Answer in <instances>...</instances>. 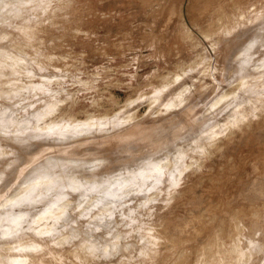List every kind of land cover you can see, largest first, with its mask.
I'll list each match as a JSON object with an SVG mask.
<instances>
[{
  "label": "rangeland",
  "instance_id": "rangeland-1",
  "mask_svg": "<svg viewBox=\"0 0 264 264\" xmlns=\"http://www.w3.org/2000/svg\"><path fill=\"white\" fill-rule=\"evenodd\" d=\"M0 120V264H264V0H0Z\"/></svg>",
  "mask_w": 264,
  "mask_h": 264
},
{
  "label": "bare ground",
  "instance_id": "bare-ground-1",
  "mask_svg": "<svg viewBox=\"0 0 264 264\" xmlns=\"http://www.w3.org/2000/svg\"><path fill=\"white\" fill-rule=\"evenodd\" d=\"M15 6H16V5H15ZM22 17H24V16H22ZM1 33H2V32H1ZM15 48H16V47H15ZM8 56H9V55H8ZM27 60H28V59H27ZM4 64H5V62H4ZM4 64H3V65H4ZM19 66H20V65H19ZM11 79H12V78H11ZM31 85H32V84H31ZM1 87H2V86H1ZM28 88H29V87H28ZM1 92H2V91H1ZM12 93H13V92H12ZM15 93H16V92H15ZM29 93H30V92H29ZM8 94H9V93H8ZM22 94H23V93H22ZM1 98H2V97H1ZM27 98H28V97H27ZM19 101H20V100H19ZM52 103H53V102H52ZM12 104H13V103H12ZM21 113H22V112H21ZM234 114H236V113H234ZM43 116H44V115H43ZM5 117H6V116H5ZM34 117H36V116H34ZM9 118H10V117H9ZM30 118H31V117H29V119H30ZM22 119H23V118H22ZM26 119H27V118H26ZM37 119H38V118H37ZM40 119H41V118H40ZM227 120H228V119H227ZM0 122H1V120H0ZM14 122H15V121H14ZM23 122H24V121H23ZM29 122H30V121H29ZM34 122H35V121H34ZM21 123H22V122H21ZM35 123H38V122H35ZM35 123H34V124H35ZM81 123H82V122H81ZM13 124H14V123H13ZM17 124H18V123H17ZM83 124H85V123H83ZM2 125H3V124H2ZM6 125H7V124H6ZM32 125H33V123H32ZM52 126H55V125H52ZM44 127H45V126H44ZM44 127H43V128H44ZM8 128H9V127H8ZM50 128H51V126H50ZM55 128H56V127H55ZM59 128H60V127H59ZM56 129H57V128H56ZM64 129H65V128H64ZM34 130H35V129H34ZM5 132H6V131H5ZM34 132H35V131H34ZM52 132H53V131H52ZM52 132H51V133H52ZM66 132H68V131H66ZM9 133H10V132H9ZM17 133H18V132H17ZM20 133H21V132H20ZM24 133H25V132H24ZM51 133H50V134H51ZM54 133H55V132H54ZM29 134H30V133H29ZM50 134H49V135H50ZM56 134H57V133H56ZM59 134H60V133H59ZM62 134H63V133H62ZM16 135H17V134H16ZM53 135H54V134H53ZM47 136H48V135H47ZM50 136H51V135H50ZM66 136H67V135H66ZM18 137H19V136H18ZM48 137H49V136H48ZM54 137H55V136H54ZM218 137H219V136H218ZM50 139H51V138H50ZM54 139H57V137H55ZM18 140H19V139H18ZM44 140H45V139H44ZM67 142H68V141H67ZM207 142H208V141H207ZM18 143H19V142H18ZM21 143H22V142H21ZM0 151H1V150H0ZM56 155H57V154H56ZM61 157H62V156H61ZM59 158H60V157H59ZM62 158H63V157H62ZM18 159H19V158H18ZM66 159H67V158H66ZM57 160H58V159H57ZM57 160H56V161H57ZM63 160H64V159H63ZM63 160H62V161H63ZM19 161H20V160H19ZM48 161H49V160H48ZM50 161H51V160H50ZM56 161H54V162L56 163ZM60 161H61V160H60ZM14 162H15V161H14ZM52 162H53V161H52ZM63 162H64V161H63ZM80 162H81V161H80ZM46 163H47V162H46ZM58 163H59V162H58ZM60 163H61V162H60ZM78 163H79V162H78ZM78 163H75V164L77 165ZM82 163H83V162H82ZM82 163H81V164H82ZM152 163H153V162H152ZM18 164H19V163H18ZM47 164H48V163H47ZM49 164H50V163H49ZM52 164H54V163H52ZM61 164H62V163H61ZM61 164H60V165H61ZM67 164H68V163H67ZM81 164H80V165H81ZM150 164H151V163H150ZM14 165H16V164H14ZM44 165H45V164H44ZM50 165H51V164H50ZM50 165H48V166L50 167ZM55 165H56V164H55ZM68 165H69V164H68ZM83 165H84V164H83ZM48 166H47V167H48ZM52 166H53V165H52ZM57 166H58V165H57ZM62 166H63V165H62ZM65 166H66V165H65ZM70 166H71V165H70ZM73 166H74V165H73ZM78 166H79V165H78ZM7 167H8V166H7ZM14 167H16V166H14ZM40 167H42V166H40ZM45 167H46V165H45ZM47 167H46V168H47ZM148 167H149V166H148ZM50 168H52V167H50ZM60 168H61V167H60ZM69 168H70V167H69ZM69 168H68V169H69ZM37 169H38V168H37ZM42 169H43V168H41V170H42ZM52 169H53V168H52ZM65 169H66V168H65ZM77 169H78V168H77ZM82 169H83V168H82ZM149 169H150V168H149ZM14 170H17V169H14ZM39 170H40V169H39ZM47 170H48V168H47ZM50 170H51V169H49V171H50ZM70 170H71V169H70ZM89 170H90V169H89ZM147 170H148V169H147ZM53 171H55V170H53ZM41 172H42V171H41ZM43 172L45 173V171H43ZM43 172H42V173H43ZM47 172H48V171H47ZM59 172H60V171H59ZM159 172H160V171H159ZM159 172H158V173H159ZM12 173H13V172H12ZM29 173H30V172H29ZM37 173H38V172H37ZM48 173H49V172H48ZM66 173H67V172H66ZM140 173H141V172H139V174H140ZM35 174H36V173H35ZM39 174H40V173H39ZM45 174H46V173H45ZM45 174H44V175H45ZM152 174H153V173H152ZM2 175H3V174H2ZM27 175H29V174H27ZM44 175H42V176L44 177ZM51 175H53V174H51ZM64 175H65V174H64ZM31 176H32V175H31ZM57 176H58V175H57ZM62 176H63V175L61 174V177H62ZM144 176H145V175H144ZM1 177H2V176H1ZM32 177H33V176H32ZM32 177H30V178H32ZM45 177H46V176H45ZM53 177H54V176H53ZM53 177H52V178H53ZM63 177H65V176H63ZM63 177L60 178V179H63ZM66 177H67V176H66ZM68 177H69V176H68ZM157 177H158V176H157ZM161 177H162V176H161ZM30 178H29V179H30ZM34 178H35V177H34ZM40 178H41V177H40ZM48 178H51V177H48ZM54 178H55V177H54ZM70 178H71V177H70ZM73 178H74V177H73ZM73 178H72V179H73ZM127 178H129V177H126L125 180H127ZM131 178H132V177H131ZM133 178H134V177H133ZM148 178H149V176H148ZM24 179H25V178H24ZM58 179H59V178H58ZM66 179H67V178H66ZM79 179H80V178H79ZM3 180H4V179H3ZM35 180H36V179H35ZM44 180H45V179H44ZM133 180H134V179H133ZM23 181H24V180H23ZM41 181H42V180H41ZM53 181H54V180H53ZM53 181H52V182H53ZM58 181H59V180H58ZM60 181H61V180H60ZM71 181H72V180H71ZM73 181H74V180H73ZM82 181H83V180H82ZM82 181H80V182H82ZM142 181H143V180H142ZM28 182H29V181H27V183H28ZM31 182H32V181H31ZM38 182H39V181H38ZM38 182H36V184H38ZM49 182H50V181H49ZM49 182H48V184H49ZM52 182H50V183H52ZM56 182H57V180H56ZM64 182H65V181H64ZM66 182H67V181H66ZM75 182H76V181H75ZM87 182H88V181H87ZM122 182H124V180H123ZM130 182H131V181H130ZM34 183H35V181H34ZM72 183H73V182H72ZM72 183H71V184H72ZM85 183H86V182H85ZM48 184H46V185H48ZM60 184H61V183H60ZM74 184H75V183H74ZM83 184H84V183H83ZM87 184H88V183H87ZM25 185H26V184H25ZM32 185H35V184H32ZM38 185H39V184H38ZM38 185H37V186H38ZM49 185H51V184H49ZM56 185H57V184H56ZM69 185H70V184H69ZM76 185H77V184H76ZM107 185H108V184H107ZM107 185H106V186H107ZM142 185H143V184H142ZM2 186H3V185H2ZM18 186H20V184H19ZM51 186H53V183H52ZM54 186H55V183H54ZM67 186H68V183H67ZM74 186H75V185H74ZM101 186H102V185H101ZM103 186H105V184H104ZM135 186H136V185H135ZM33 187H34V186H33ZM39 187H40V186H39ZM44 187H45V186H44ZM47 187H48V186H47ZM68 187H69V186H68ZM72 187H73V186H72ZM84 187H85V185H84ZM118 187H119V186H118ZM136 187H137V186H136ZM24 188H25V186H24ZM36 188H37V187H36ZM54 188H56V187H54ZM69 188H70V187H69ZM75 188H76V186H75ZM121 188H122V186H121ZM138 188H139V187H138ZM138 188H136V189H138ZM15 189H16V188H15ZM17 189H18V188H17ZM28 189H29V188H28ZM30 189H32V188H30ZM50 189H52V188L49 186V190H50ZM67 189H68V188H67ZM72 189H73V188H72ZM85 189H86V188H85ZM96 189H97V188H96ZM101 189H102V188H101ZM140 189H141V188H140ZM23 190H24V189H23ZM36 190H37V189H36ZM36 190H35V192L37 193V192L39 191V189H38V191H36ZM58 190H60V187H59ZM62 190H63V189H62ZM69 190H71V189H69ZM98 190H99V189H98ZM98 190H97V191H98ZM27 191H28V190H27ZM42 191H43V190H42ZM47 191H48V190H47ZM79 191H80V190H79ZM106 191H107V190H106ZM117 191H118V190H117ZM161 191H162V190H161ZM29 192H30V191H29ZM31 192H32V191H31ZM35 192H33V194H34ZM39 192H40V191H39ZM45 192H46V191H45ZM48 192H49V191H48ZM52 192L55 193L53 190H52ZM100 192H101V191H100ZM119 192L121 193L120 190H119ZM25 193H26V192H25ZM25 193L23 192L24 195H26ZM27 193H28V192H27ZM36 193H35V194H36ZM42 193H43V192H42ZM53 193H52V194H53ZM61 193H62V192H61ZM64 193H65V192H64ZM115 193H116V192H115ZM29 194H31V193H29ZM29 194H28V196H29ZM33 194H32V196H33ZM40 194H41V193H40ZM45 194H46V193H45ZM95 194H96V193H95ZM111 194H112V193H111ZM60 195H61V194H60ZM60 195H59V196H60ZM113 195H114V194H113ZM20 196H21V195H20ZM28 196H27V197H28ZM37 196H38V195H37ZM37 196H36V198H35L36 200H37V198H39V197H37ZM57 196H58V195H57ZM63 196H65V195H63ZM66 196H67V195H66ZM66 196H65V197H66ZM91 196H92V195H91ZM100 196H101V195H100ZM109 196H110V195H109ZM45 197H46V196H45ZM53 197H54V196H53ZM113 197H114V196H113ZM20 198H21V197H20ZM24 198L26 199L25 196H24ZM30 198H31V197H29V199H30ZM48 198H49V197H48ZM58 198H59V197H58ZM63 198H64V197H63ZM66 198H67V197H66ZM88 198H89V196H88ZM101 198H102V197H101ZM117 198H118V197H117ZM120 198H121V197H120ZM29 199H28V200H29ZM33 199H34V198H33ZM40 199H41V197H40ZM55 199H56V198H55ZM55 199H53V200H55ZM61 199H62V198H61ZM68 199H69V198H68ZM42 200H43V199H42ZM47 200H48V199H47ZM51 200H52V199H51ZM22 201H25V200H22ZM40 201H41V200H39L38 202H40ZM69 201H70V200H69ZM102 201H103V200H102ZM18 202H19V201H18ZM25 202H27V201H25ZM84 202H85V201H84ZM86 202H87V201H86ZM110 202H111V201H110ZM12 203H13V202H12ZM16 203H17V202H16ZM28 203H30V202H27V204H28ZM34 203H36V202H34ZM41 203H42V201H41ZM112 203H113V202H112ZM19 204L21 205V203H19ZM27 204H26V205H27ZM31 204H32V203H31ZM56 204H57V203H56ZM59 204H61V203H59ZM69 204H70V202H69ZM29 205H30V204H29ZM29 205H28V206H29ZM35 205H37V203H36ZM43 205H44V204H43ZM21 206H22V205H21ZM45 206H46V205H45ZM52 206H54V205H52ZM52 206H51V207H52ZM56 206H57V205H56ZM37 207H38V206H37ZM43 207H44V206H43ZM46 207H47V206H46ZM54 207H55V206H54ZM54 207H53V208H54ZM7 208H9V207H7ZM15 208H17V207H15ZM21 208H22V207H21ZM25 208H26V207H25ZM28 208H29V207H28ZM30 208H31V205H30ZM48 208H49V207H48ZM19 209H20V206H19ZM22 209H23V208H22ZM12 210H13V209H12ZM33 210H34V209H33ZM41 210H42V209H41ZM41 210H40V211H41ZM48 210H49V209H48ZM51 210H52V209H51ZM5 211H6V210H5ZM9 211H10V210H9ZM27 211H28V210H27ZM44 211H45V210H44ZM46 211H47V210H46ZM64 211H65V210H64ZM24 212H25V211H24ZM34 212H35V211H34ZM41 212L43 213V211H41ZM65 212H66V211H65ZM5 213L7 214V212H5ZM22 213H23V212H22ZM22 213L18 214V216L21 215ZM37 213H38V212H37ZM66 213H67V212H66ZM23 214H24V213H23ZM38 214L42 215L41 213H38ZM43 214H45V213H43ZM60 214H61V213H60ZM63 214H64V212H63ZM12 215H14V214H12ZM15 215H16V214H15ZM48 215H49V213H48ZM54 215H55V214H54ZM61 215H62V214H61ZM6 217H7V216H6ZM8 217H9V216H8ZM12 217H13V216H12ZM12 217H11V219L14 220V217L16 218L17 216H14L13 218H12ZM19 217H20V216H19ZM24 217H25V216H24ZM34 217H35V216H34ZM35 218H36V217H35ZM39 218H40V217H39ZM57 218H58V217H57ZM3 219H4V218H3ZM13 220H11V221H13ZM17 220H20V218L17 219ZM24 220H25V219H24ZM4 221H5V220H4ZM11 221H10V223H11ZM14 221H15V220H14ZM45 221H46V220H45ZM47 221H48V220H47ZM5 222H6V221H5ZM5 222H4V223H5ZM7 222H8V220H7ZM7 222H6V223H7ZM16 222H17V221H16ZM20 222H22V221H20ZM20 222H17V223L20 225ZM30 222H31V221H30ZM33 222H34V221H33ZM8 223H9V222H8ZM10 223H9V224H10ZM14 223H15V222H14ZM27 223H28V222H27ZM44 223H46V222H44ZM11 224H12V223H11ZM11 224H10V225H11ZM41 224H42V223H41ZM46 224H47V223H46ZM55 224H56V223H55ZM12 225H13V224H12ZM39 225H40V224H39ZM49 225H50V224H49ZM1 226H2V224H1ZM1 226H0V227H1ZM5 226H6V225H5ZM20 226H21V225H20ZM26 226H27V225H26ZM29 226H30V225H29ZM33 226H34V225H33ZM40 226H41V225H40ZM27 227H28V226H27ZM63 227H64V226H63ZM5 228H6L5 231H7L8 228H7V227H5ZM17 228H18V226H17ZM20 228H21V227H20ZM39 228H40V227H39ZM44 228H45V227H44ZM1 229H2V228H1ZM33 229H34V228H33ZM33 229H32V230H33ZM3 230H4V229H2V231H3ZM20 230H21V229H20ZM48 230H49V229H48ZM50 230H51V228H50ZM50 230H49V231H50ZM10 231H11V230H10ZM13 231H14V230H13ZM33 231H34V230H33ZM35 231H36V230H35ZM3 232H4V231H3ZM36 232H37V231H36ZM0 233H1V231H0ZM7 233H9V231H8ZM9 234H10V233H9ZM51 234H52V233H51ZM7 235H8V234H7ZM5 236H6V235H5ZM5 236H4V237H5ZM9 236H11V235H9ZM6 238H8V236H7ZM2 239H3V237H2ZM1 259H2V258H1ZM2 264H3V263H2Z\"/></svg>",
  "mask_w": 264,
  "mask_h": 264
}]
</instances>
